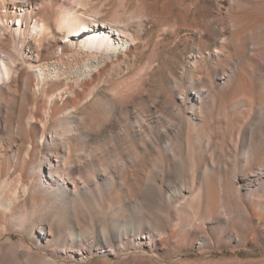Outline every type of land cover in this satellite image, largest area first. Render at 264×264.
Returning <instances> with one entry per match:
<instances>
[{"label": "bare ground", "instance_id": "6f19581e", "mask_svg": "<svg viewBox=\"0 0 264 264\" xmlns=\"http://www.w3.org/2000/svg\"><path fill=\"white\" fill-rule=\"evenodd\" d=\"M126 1L0 0V264H264V0Z\"/></svg>", "mask_w": 264, "mask_h": 264}, {"label": "rangeland", "instance_id": "374dc122", "mask_svg": "<svg viewBox=\"0 0 264 264\" xmlns=\"http://www.w3.org/2000/svg\"><path fill=\"white\" fill-rule=\"evenodd\" d=\"M60 2H64V0H59ZM67 3V6L71 9L72 12L75 13V15L83 18L86 20L87 23H90L91 26H98V24L107 25L109 27H112L115 31V33L120 32L124 28V24L120 23L121 16L123 15L124 10H126L128 13H132L137 9V5L135 2L133 3H127L126 0H65ZM124 6L126 7L125 9ZM13 7V5H12ZM50 21L53 22V15L54 12L50 10ZM120 18V19H119ZM151 24H147L146 28H150ZM133 27L130 28L132 31ZM9 27L7 26V23L0 21V36L5 37L6 35L9 37V40L11 43L14 41L16 42V39L14 37H10L9 34ZM35 35L31 36V38H34ZM74 74H71L70 76H73ZM255 81V80H254ZM254 85V89L260 90L262 87V80L256 79ZM258 82V84H257ZM259 86V87H257ZM234 87L232 88V90ZM261 250H256V256H262L263 254ZM232 255V254H229ZM197 256V255H195ZM193 256V257H195ZM242 256H246V253H242ZM96 263H99V261H96Z\"/></svg>", "mask_w": 264, "mask_h": 264}]
</instances>
